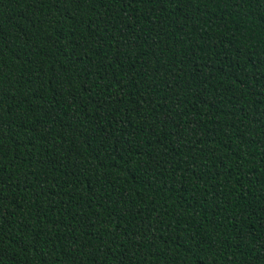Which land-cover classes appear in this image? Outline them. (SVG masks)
Wrapping results in <instances>:
<instances>
[{"label": "trees", "instance_id": "16d2710c", "mask_svg": "<svg viewBox=\"0 0 264 264\" xmlns=\"http://www.w3.org/2000/svg\"><path fill=\"white\" fill-rule=\"evenodd\" d=\"M0 264H264V0H0Z\"/></svg>", "mask_w": 264, "mask_h": 264}]
</instances>
